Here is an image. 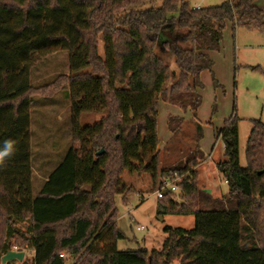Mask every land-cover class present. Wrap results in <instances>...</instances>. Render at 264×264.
I'll return each instance as SVG.
<instances>
[{
	"label": "trees",
	"instance_id": "16d2710c",
	"mask_svg": "<svg viewBox=\"0 0 264 264\" xmlns=\"http://www.w3.org/2000/svg\"><path fill=\"white\" fill-rule=\"evenodd\" d=\"M256 1L197 9L185 0H0V147L15 142L0 170V261L15 243L19 252H32V264H264V121L250 120L244 168L235 108L215 131L223 144L224 161L216 164L227 186L222 198L199 189L198 150L160 169L157 137L159 100L196 120L201 74L211 73L210 54L221 49L226 25L233 36L238 27L264 30ZM61 51L69 74L33 88L37 58ZM159 53L174 56L177 74L170 75ZM65 85L71 145L34 197L32 97H51ZM102 113L99 123L80 127L83 114ZM184 121L169 116L167 131L176 135ZM195 127L198 143L202 129ZM173 176L181 177L182 200L167 193L157 215L192 217L193 229L164 228L160 249L150 254L117 250L124 235L115 197L156 194ZM20 223L26 230L15 228Z\"/></svg>",
	"mask_w": 264,
	"mask_h": 264
},
{
	"label": "rangeland",
	"instance_id": "374dc122",
	"mask_svg": "<svg viewBox=\"0 0 264 264\" xmlns=\"http://www.w3.org/2000/svg\"><path fill=\"white\" fill-rule=\"evenodd\" d=\"M191 8H206L218 6L227 0H185ZM156 1L153 7H158ZM256 6L264 9V0H257ZM149 5H139L136 9H145ZM102 51V43H99ZM168 67L170 75L177 74L175 59L172 54H158ZM213 62L211 73L201 74L202 89L200 91L201 105L196 113V120L188 112L181 130L170 136L166 122L168 116H174L175 109L166 102L159 100L157 116V137L159 147L160 169H166L178 162H185L188 157H195L196 151L204 156V161L196 168L197 184L201 191L213 198L227 195V186L216 170V164L224 161L223 144L215 138V131L221 128L229 118L233 108L238 122L239 164L245 167L244 151L252 125L250 120L264 121V30H248L241 27L235 29L234 36L229 24L223 31L222 46L218 52L210 54ZM68 56L65 51L37 58L30 70V83L33 88L46 86L60 75H68ZM212 78L218 84L214 86ZM171 84V78L165 85ZM68 86L51 97L34 95L30 108V154L32 173L39 174L41 157H50L58 161L71 144L70 109L68 108ZM58 115V116H57ZM40 116V117H38ZM105 117L102 114H83L80 117V127L92 126ZM39 118V119H38ZM195 123L202 129V138L197 143ZM167 140V141H166ZM51 141V142H50ZM197 157V156H196ZM37 181V177L35 178ZM181 177L173 176V180ZM34 190L36 187L33 185ZM175 203L180 204L179 192L172 195ZM141 199L143 200L141 202ZM165 200L156 198V194L139 196L129 194L123 199L115 197L116 225L124 235L117 242L119 251H146L150 254L158 251L166 235L164 228H182L191 230L194 227L192 217L176 215H157L159 206L165 205ZM159 217H162L159 220ZM137 227L143 229L137 231ZM11 251L19 252V245L11 243ZM25 261L16 260L8 264H31L28 252ZM0 264L2 262L0 261ZM173 264H177L174 262Z\"/></svg>",
	"mask_w": 264,
	"mask_h": 264
},
{
	"label": "crops",
	"instance_id": "0c3cea01",
	"mask_svg": "<svg viewBox=\"0 0 264 264\" xmlns=\"http://www.w3.org/2000/svg\"><path fill=\"white\" fill-rule=\"evenodd\" d=\"M67 106L70 109L69 96H68ZM169 106H171V105H169ZM171 108L175 109L174 117H183L184 119H186L185 116L187 115L188 112L183 113L177 106H173V105L171 106ZM169 116H171V115H169ZM38 117H40V116H38ZM69 117H70V115H69ZM29 132H30V128H29ZM69 136H71L70 135V129H69ZM170 136H172L171 133L168 134V139L170 138ZM30 144H31V138H30ZM70 145L65 149V151H64L65 153L63 154L61 159H59L58 161H52V155H50V157H45V156H44V158L41 157L39 174H37L36 172L32 173V166H31L32 193H33L34 197H36L39 194L41 188L43 187L45 182L48 180V176L50 175V173L62 162V160L64 159V156H65L68 148L70 147ZM158 151H159V147H158ZM36 177H37V179H39L38 181L35 179ZM33 185L36 187V190H34ZM26 227H27L26 223H20V224L15 225L16 229L22 230V231L26 230ZM23 254H24V256H23L22 261H25V253H23ZM28 255L30 256L28 259H31V264H32V252L28 251Z\"/></svg>",
	"mask_w": 264,
	"mask_h": 264
},
{
	"label": "built area",
	"instance_id": "2783aa9c",
	"mask_svg": "<svg viewBox=\"0 0 264 264\" xmlns=\"http://www.w3.org/2000/svg\"><path fill=\"white\" fill-rule=\"evenodd\" d=\"M179 180H173V179H165L162 182L161 187L159 188V190L156 192V198L161 200L164 196H166L167 193L170 194H176L178 192V184H179ZM224 183L226 184V182L224 181ZM142 227H137L136 230L140 231L142 230Z\"/></svg>",
	"mask_w": 264,
	"mask_h": 264
},
{
	"label": "clouds",
	"instance_id": "9594fccd",
	"mask_svg": "<svg viewBox=\"0 0 264 264\" xmlns=\"http://www.w3.org/2000/svg\"><path fill=\"white\" fill-rule=\"evenodd\" d=\"M15 153V142L12 140H6L3 142V146L0 147V170H3L7 166V160Z\"/></svg>",
	"mask_w": 264,
	"mask_h": 264
},
{
	"label": "water",
	"instance_id": "95a60500",
	"mask_svg": "<svg viewBox=\"0 0 264 264\" xmlns=\"http://www.w3.org/2000/svg\"><path fill=\"white\" fill-rule=\"evenodd\" d=\"M102 153V151H100L98 154ZM162 217H159V220H161ZM23 252H15V251H9L7 252L2 258H1V262L2 264H5L7 262H10V261H22L23 259Z\"/></svg>",
	"mask_w": 264,
	"mask_h": 264
}]
</instances>
